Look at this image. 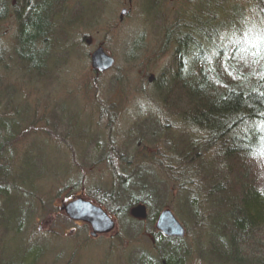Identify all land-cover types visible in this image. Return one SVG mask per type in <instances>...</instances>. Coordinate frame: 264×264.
I'll list each match as a JSON object with an SVG mask.
<instances>
[{
	"label": "trees",
	"instance_id": "obj_1",
	"mask_svg": "<svg viewBox=\"0 0 264 264\" xmlns=\"http://www.w3.org/2000/svg\"><path fill=\"white\" fill-rule=\"evenodd\" d=\"M249 1L257 3L260 9L262 7L260 20L264 15V0ZM192 4L198 15L204 16L201 12L206 11L209 15L198 24L197 20H190L195 18V13L191 12L190 19L181 20L171 30L172 34L166 35L167 41L173 39V47L178 49L173 50H177L174 57L177 68L155 80L154 93L163 107L169 103L165 110L175 115L171 119L166 115L163 126L158 125L157 129L172 135V142L166 144L168 153L158 152L161 157L156 163L163 169L162 174L173 181L178 195V207L175 208H180L189 218L193 233L198 235L196 245L187 241L189 231L181 222L185 228L184 238L167 237L157 230L161 212L170 209L161 211L162 205L159 204L155 208L152 192L147 193V199L136 198L133 194L131 203L144 206L147 217L138 219L133 215L131 222H148L152 228L148 233L144 226H138V232L135 226L137 231L134 234L127 233L132 236L134 245L141 249L137 253L128 251L122 259L126 264H194L196 260L200 264H264V177L254 175L250 178L246 171V167L254 169L257 161L264 170V42L258 43L257 47H249L247 42L237 45L227 60L226 54L222 57L212 48L214 39L228 34L229 27L245 28L241 23L238 26L233 24V17H243L242 8L230 4L229 0H196ZM82 16L80 0H0V27L3 30L2 24L10 21L15 26L9 44L3 41L4 35L0 33V70L3 73H0V245L9 236H20L28 231L36 214L35 204L44 191V178L48 175L38 154V143H27L25 149L20 150L25 144L24 139L36 136L43 129L50 138L46 139L47 143L69 148L70 144L84 138L75 133L74 129L80 134L82 128L79 129L74 122L70 108L60 106L62 110L49 114L44 111L46 116H39L37 110L46 109L41 101L34 107L22 104L19 88L12 85V76L21 69L24 74L20 72L18 75L29 77L31 87L44 85L46 78L51 80V68L59 63V60L54 62L57 55L51 53V46L55 48L71 37L75 38L76 29L82 26ZM99 17L93 23L83 25H95L99 23ZM189 21H193L196 28L188 25ZM239 30L236 31L240 33ZM194 36L199 38L197 42H194ZM200 41L210 43L209 50L217 56L211 61L206 60V54L187 61L186 48L207 52ZM229 43L224 44L226 48ZM193 66L196 67L194 71ZM92 74L96 78L102 75L94 71ZM139 112L138 115L144 116L146 108ZM65 119L75 123L73 138L58 137L60 129L65 127ZM42 123L46 127L41 128ZM151 129L153 126L145 131ZM97 146L98 160L84 163L76 186L68 179L66 188L72 201L79 196L75 194L76 190L86 189L88 200L107 208L112 215H123L127 219V209L112 208L114 193L105 197L98 187L91 190L86 186L89 181L108 179L93 168L108 163L109 155H116L109 149L102 151L100 142ZM85 149L79 151L85 153ZM147 158H150L148 153ZM126 162L131 172L120 179L115 178L114 182L117 180L124 191L135 183L141 196L146 194L145 191L151 188L148 178L158 182L156 171L140 170L132 162ZM72 167L75 165L72 164L70 169ZM94 171L98 173L95 177L94 174L92 178L86 176ZM239 171H244L243 177ZM55 172L60 176L66 173L63 167ZM236 176L237 182L234 183ZM236 184L238 187L235 188ZM29 241L27 253L17 264H36L48 253L45 243H34L30 236Z\"/></svg>",
	"mask_w": 264,
	"mask_h": 264
},
{
	"label": "rangeland",
	"instance_id": "obj_2",
	"mask_svg": "<svg viewBox=\"0 0 264 264\" xmlns=\"http://www.w3.org/2000/svg\"><path fill=\"white\" fill-rule=\"evenodd\" d=\"M152 1L154 0H131L130 3V0H80V9L83 10L80 21L82 26L76 29L75 38L71 37L55 48L51 46V53L57 55L54 62L59 60L58 65L51 68L49 75L51 80L46 78L44 85L36 84L31 87L28 83L29 77L26 79L24 75L23 77L18 75L20 72L24 74L21 69L12 76V85L19 88L22 104L34 107L38 101H41L46 109L38 108L39 116L42 114L46 116L44 111L49 114L62 110L60 106L70 108V112L74 114V122H77L79 129L82 128L80 134L79 130L74 129L75 133L84 138L81 142L72 141L74 143L70 144L69 148L62 144L54 147L51 142L47 143L46 139L49 137L43 129H40L36 136L24 139L25 144L20 146V150L25 149L27 143L28 145L38 143L36 145L39 148L38 154L45 164L44 168L48 171V175L44 178L46 179L44 191L40 194V199H37L36 214L27 228L28 231L20 236L11 235L5 239V243L0 245V264H17L30 247L29 236L34 243L39 245L45 243L44 246L47 247L48 253L36 264H126L122 256L127 255L128 251L137 253L141 249L134 245L132 236L128 234H134L138 226H144L148 233L152 228L147 225L148 222H131L132 212L138 207L131 203L130 198L135 194L136 198L147 199L149 192L154 195L155 208L159 204L162 205L160 210L170 209L178 221L186 225L189 231L187 241L196 245L198 235L193 233L189 218L180 208L179 210L175 208V206L178 207L176 201L178 195L175 194L173 181L162 174L163 169L156 163L161 157L158 152L168 153L169 148L166 144L172 142L171 134H164L161 129L157 128L163 126L162 122L167 116L171 119L175 115L166 111L169 103L163 107L154 93L157 86L156 83L154 84L155 80H160L166 72L177 68L174 57L178 49L173 47V39H171L172 42L167 41L166 35L171 33V30L181 20L190 19L191 12L195 13L192 3H196V0H155L153 3ZM229 2L234 6L240 5L241 13L244 12L243 17H233L235 18L234 26L241 23L245 25V28L240 31L238 28L229 27L227 32H235L224 34L218 40L214 39L216 43L214 42L213 47L210 43L200 41V44L207 50L206 53L199 52L195 48H186L187 61L191 58L198 59L205 54L207 61L214 60L217 55L211 52L209 47L219 51L218 54L221 53L222 57L226 54L229 60L231 51L237 45L247 42L246 45L249 47H257L258 43L264 42V15L259 20L262 7L260 9L257 3L248 2V0H229ZM219 4L217 2V5ZM124 11L126 14L122 15ZM201 14L204 16L195 13V18L190 20H197L199 24L200 21H204L203 17L206 18L209 15L207 11ZM227 15L231 16L229 10ZM98 16H100L99 23L83 25L86 22L93 23ZM11 22L3 23V30L0 27V33L4 35L2 39L6 44L10 43L14 32L15 26ZM189 24L193 25V21H189ZM236 30H239L241 34ZM194 40L197 42L199 38L194 36ZM227 43L229 45L226 48L224 44ZM100 46H103L104 50L113 56L115 66L96 78L92 74L90 56ZM174 49L177 50L173 51ZM195 68L193 66V71ZM0 73L3 74L1 70ZM145 108L146 114L138 115L139 110ZM64 122L65 127L60 129L61 134H58V137L70 138L71 136L73 138L75 123L72 124L69 119H65ZM151 126L154 129L149 132L145 131ZM44 127L46 126L42 123L41 128ZM49 136L51 137V133ZM61 142L64 143V141ZM98 142L101 143L102 151L109 149L116 155H109L108 163L105 162L96 169L93 168L108 179L104 178L103 181L99 179L93 182L94 184L89 181L86 186L91 190L98 187L101 189V195L102 192L106 194L105 197L114 193L112 208L127 209V214L130 216L128 215L126 219L123 215H112L107 208L100 205L112 217L115 229L107 234L92 237L93 229L89 224L72 221L65 213L64 208L73 202L65 182L69 179L74 182L72 184L75 187L81 176L82 165L98 160L100 153L97 150ZM83 147L86 148L85 153L79 151ZM147 153L150 154V158L146 159ZM152 155L154 156L151 158ZM122 159L132 162L135 164L133 166L140 167V170H155L158 182L153 178H148L151 188L142 196L140 188L135 183H131L125 191L120 189L117 180L114 182L115 178L120 179L126 173L131 172V168L126 166L128 162ZM72 164L75 167L70 169ZM66 166L69 168L66 169ZM62 167L66 175L60 176L55 171L61 170ZM95 171L86 176L92 178L94 174L93 177H95L98 174ZM246 171L250 178L254 175L264 177V170L262 171L258 161L254 164V169L246 167ZM242 174L244 171H239V175L242 176ZM234 179L236 183L237 176ZM236 187H238L237 184ZM76 192V195L89 199L86 189L81 192L76 190ZM143 234L148 235L145 232ZM199 262L196 260L194 264Z\"/></svg>",
	"mask_w": 264,
	"mask_h": 264
},
{
	"label": "water",
	"instance_id": "obj_3",
	"mask_svg": "<svg viewBox=\"0 0 264 264\" xmlns=\"http://www.w3.org/2000/svg\"><path fill=\"white\" fill-rule=\"evenodd\" d=\"M124 11L122 15H125ZM92 69L97 73H104L110 71L115 66V59L106 52L102 47L91 56ZM67 216L71 220L80 221L89 224L92 229V237H96L98 234H107L115 229V223L113 219L104 210L93 205L90 201L85 199H78L68 204L64 208ZM132 214L135 218L144 219L147 217L146 208L144 206H138ZM157 230L162 232L167 237L184 238L185 228L179 223L174 213L170 210H164L161 212V216L157 221Z\"/></svg>",
	"mask_w": 264,
	"mask_h": 264
}]
</instances>
